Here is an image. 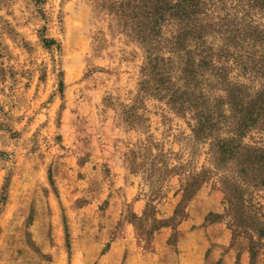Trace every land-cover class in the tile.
I'll use <instances>...</instances> for the list:
<instances>
[{
  "label": "rangeland",
  "instance_id": "rangeland-1",
  "mask_svg": "<svg viewBox=\"0 0 264 264\" xmlns=\"http://www.w3.org/2000/svg\"><path fill=\"white\" fill-rule=\"evenodd\" d=\"M102 2L0 0V264H95V235L109 219L114 237L133 235L147 251L153 231L171 229L172 258H165L178 264L176 253L188 245L178 242V228L189 218L222 226L208 241L207 264H264V239L250 230L264 223V189L242 184L233 164L215 167L208 141L194 138L193 110L178 111L164 93L143 90L147 54ZM235 4L205 0L198 13L206 25L201 40L216 55L224 26L243 23ZM253 15L252 26L264 31V13ZM176 25L165 24L163 38ZM239 44L212 59L229 67L231 81L258 88L233 59L258 56L264 37ZM169 47L155 53L170 59L175 81L182 64ZM220 89L210 97L229 117ZM232 121L219 136H229ZM245 136L264 146V125ZM226 178L244 190L243 215L229 209ZM240 216L248 218L242 227Z\"/></svg>",
  "mask_w": 264,
  "mask_h": 264
},
{
  "label": "trees",
  "instance_id": "trees-1",
  "mask_svg": "<svg viewBox=\"0 0 264 264\" xmlns=\"http://www.w3.org/2000/svg\"><path fill=\"white\" fill-rule=\"evenodd\" d=\"M204 1L103 0L100 7L113 14L124 26H131L139 44L144 48L147 65L142 72L149 75V79H145L141 84L143 90L154 95L164 93L169 104L178 111L193 110L196 121L194 138L208 141L215 167L218 169L233 164L237 168L236 176L242 184L251 182L255 188L264 189V146L244 142L245 134L255 125H264V48H261L262 51L256 57L254 53L246 52L234 56L233 59L235 66L245 75L249 73L251 81L261 83L258 88L231 81L228 75L226 76L229 67L217 66L212 59L219 58L229 44L236 47L244 40L253 44L263 41L264 31H259L252 25L253 14L264 13V0H233L236 10L241 9L244 13L243 23L237 22L235 30H228L229 22L224 26L226 28L222 33V40L225 41V48L219 49V55L201 40L206 25L199 20L198 13L201 12ZM173 20L177 22L176 31L169 38H163L165 24L173 27ZM192 40L195 45H188ZM163 45H170L169 52L177 54L182 64L175 81L171 67L168 66L172 64L170 59L155 53L161 50ZM197 56L200 59L195 62L194 58ZM201 69H208L210 78L205 77ZM176 83H180V86ZM215 86L221 87L220 90L225 95L229 117L219 113L221 101L210 97ZM229 118L233 120L228 126L229 136H219L218 131ZM203 174L204 172L201 176L193 178V184L201 183ZM198 177H201V181ZM224 181L229 209L235 214L243 215L245 206L242 186L239 183H231L228 178ZM244 217H239L240 227L246 223L244 219H248ZM250 230L264 239V223L258 222L257 226Z\"/></svg>",
  "mask_w": 264,
  "mask_h": 264
},
{
  "label": "crops",
  "instance_id": "crops-1",
  "mask_svg": "<svg viewBox=\"0 0 264 264\" xmlns=\"http://www.w3.org/2000/svg\"><path fill=\"white\" fill-rule=\"evenodd\" d=\"M113 203L111 202L109 209ZM105 224L106 227L97 231L95 235V264H116L118 255L122 256V264H170L167 262L169 259L165 256L172 258L171 252L167 249L171 229L164 227L153 231L150 238L151 249L147 251L133 235L114 237V219H109ZM186 225H189V229L186 228ZM218 227L222 226L220 224L203 225L201 222L190 218L181 223L178 228L180 231L178 242H185L188 245L184 247V252L181 250L176 253L180 259L178 264H207L204 256L208 241L215 237L212 233ZM221 236L227 239L228 233L223 230ZM215 241L216 244H219L220 239L216 238Z\"/></svg>",
  "mask_w": 264,
  "mask_h": 264
}]
</instances>
